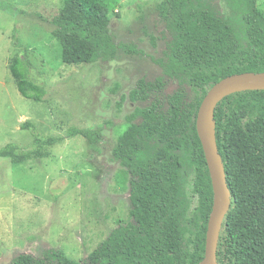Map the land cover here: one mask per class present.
Listing matches in <instances>:
<instances>
[{"label": "trees", "instance_id": "16d2710c", "mask_svg": "<svg viewBox=\"0 0 264 264\" xmlns=\"http://www.w3.org/2000/svg\"><path fill=\"white\" fill-rule=\"evenodd\" d=\"M163 0L171 40L155 62L165 76L139 80L124 96L135 108L118 138L112 160L130 176L129 221L120 223L83 264H200L206 251L214 203L211 175L197 132L199 108L227 77L264 73V13L258 0ZM109 0H64L52 31L67 66L112 62L118 48L109 31ZM10 72L22 97L45 102L43 86L30 78L23 56ZM177 88L167 95L168 82ZM133 120H136L135 122ZM216 137L231 192V207L219 238V264H264V91L234 93L216 108ZM22 130L40 138L37 128ZM90 144L100 130L72 128ZM34 152H38L35 150ZM36 156V154H34ZM9 143L0 159L22 164L35 156ZM38 157V156H37ZM10 264H79L63 252L19 254Z\"/></svg>", "mask_w": 264, "mask_h": 264}, {"label": "rangeland", "instance_id": "374dc122", "mask_svg": "<svg viewBox=\"0 0 264 264\" xmlns=\"http://www.w3.org/2000/svg\"><path fill=\"white\" fill-rule=\"evenodd\" d=\"M63 2L0 0V147L12 143L36 154L22 164L0 159V264L51 249L83 264L129 221L130 176L112 160V150L135 108L146 103L124 96L141 79L165 76L155 62L165 58L171 40L163 0H109V31L117 45L129 47H119L112 62L79 66L62 62L61 45L52 35L51 21ZM258 7L264 13V0ZM17 56L26 58L30 78L44 87L45 102L20 95L10 72ZM176 88L169 81L165 92ZM25 123L40 138L22 130ZM72 128L100 130L102 141L70 137Z\"/></svg>", "mask_w": 264, "mask_h": 264}, {"label": "water", "instance_id": "95a60500", "mask_svg": "<svg viewBox=\"0 0 264 264\" xmlns=\"http://www.w3.org/2000/svg\"><path fill=\"white\" fill-rule=\"evenodd\" d=\"M264 91V73H243L225 78L204 98L197 116V132L203 146L214 191L209 218L205 257L200 264H219L217 249L221 229L231 207V192L225 167L217 145L215 111L226 97L245 91Z\"/></svg>", "mask_w": 264, "mask_h": 264}]
</instances>
